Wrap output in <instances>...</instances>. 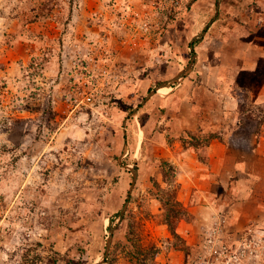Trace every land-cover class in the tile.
Masks as SVG:
<instances>
[{
    "label": "rangeland",
    "instance_id": "1",
    "mask_svg": "<svg viewBox=\"0 0 264 264\" xmlns=\"http://www.w3.org/2000/svg\"><path fill=\"white\" fill-rule=\"evenodd\" d=\"M0 264H264V0H0Z\"/></svg>",
    "mask_w": 264,
    "mask_h": 264
},
{
    "label": "trees",
    "instance_id": "2",
    "mask_svg": "<svg viewBox=\"0 0 264 264\" xmlns=\"http://www.w3.org/2000/svg\"><path fill=\"white\" fill-rule=\"evenodd\" d=\"M193 44H191V46H192Z\"/></svg>",
    "mask_w": 264,
    "mask_h": 264
}]
</instances>
